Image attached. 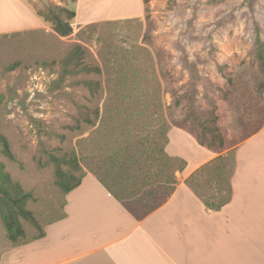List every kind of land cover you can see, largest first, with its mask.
I'll list each match as a JSON object with an SVG mask.
<instances>
[{"label": "rangeland", "instance_id": "374dc122", "mask_svg": "<svg viewBox=\"0 0 264 264\" xmlns=\"http://www.w3.org/2000/svg\"><path fill=\"white\" fill-rule=\"evenodd\" d=\"M19 1L36 16L55 6L76 14L72 34L64 38L41 17L40 27L0 34V134L13 157H6L0 145V184L9 176L31 194L26 209L37 223L20 220L21 242L34 240L63 216L59 173L75 179L90 169L106 172L103 150L108 151L110 130L98 132V124L80 121L81 133L76 121L79 106L87 105L90 112L95 108L82 83L86 79L100 83L103 112L106 80L116 76L107 60L116 53L136 59L131 63L143 71L131 75L151 91L158 84L167 122L181 123L198 136L205 127H216L225 139V157L232 158L248 137L264 129V0H140L139 8L135 0H88L84 7L78 0ZM77 45L83 49L82 63L100 67L99 75L62 78L61 61ZM172 92L181 97L177 108ZM148 132L138 135L144 139ZM74 157L81 170H74ZM240 161L244 185L264 165V139L251 151L244 147ZM9 243L0 217V251Z\"/></svg>", "mask_w": 264, "mask_h": 264}, {"label": "crops", "instance_id": "0c3cea01", "mask_svg": "<svg viewBox=\"0 0 264 264\" xmlns=\"http://www.w3.org/2000/svg\"><path fill=\"white\" fill-rule=\"evenodd\" d=\"M1 1L10 16L0 21V34L42 25L19 0ZM85 1L78 0V7ZM262 139L264 129L236 149L232 199L210 211L185 180L226 151L215 153L172 127L165 151L186 166L175 173L178 186L162 206L137 219L87 171L65 196L63 216L45 226L44 237L9 243L0 251V264H264V165L255 181L243 185L240 161L244 147L251 151Z\"/></svg>", "mask_w": 264, "mask_h": 264}, {"label": "trees", "instance_id": "16d2710c", "mask_svg": "<svg viewBox=\"0 0 264 264\" xmlns=\"http://www.w3.org/2000/svg\"><path fill=\"white\" fill-rule=\"evenodd\" d=\"M73 1L76 3V0ZM143 2L146 3V0ZM75 16L74 10L57 6L48 7V12L45 15L37 14V17L50 23L54 32L61 38L72 34L71 21ZM118 56L119 53H116L112 59L107 60L108 64L113 62L111 69L113 73H116V76L106 80V98L102 113L99 109L103 94L100 83L90 79L82 82L89 92L88 102L95 108L90 112L87 105L79 106L78 116L80 119L76 121V128L83 133V129L79 126L80 121H83L91 127L98 124V132L110 130L106 137L107 149L110 152L103 150L104 156L106 153L107 170L103 175L93 169H90L89 172L135 218L141 219L162 206L171 197L178 186L175 173L182 172L186 166L183 159L171 157L165 151L168 144V132L172 127L185 130L195 138L199 145L215 153L221 154L227 148L224 137L216 127L207 126L202 135L198 136L181 123L167 122L164 117L158 84L156 83L155 88L151 91L147 82L131 75L143 71L142 67L131 63L136 59ZM83 58L82 47L75 46L61 61L62 78L67 74L94 73L99 75L101 73L100 67L82 63ZM260 58L264 67L263 57ZM119 61H123L125 64L122 65ZM10 68L13 69L14 66ZM106 68H110V66L107 65ZM108 72H110L109 69ZM261 88L264 90V85ZM171 94L175 97L174 107H179L181 105L180 95H177V92ZM134 108H137L135 112L132 111ZM90 114H93V118L90 117ZM120 122L124 123V127ZM110 124L112 126H109ZM132 124L136 125L134 129H131ZM145 130H149V132L143 139L138 133ZM125 132L136 134V138L131 140ZM0 145L2 153L9 159H13L9 143L1 134ZM227 157L229 156L219 155L213 161L201 166L185 180V184L202 201L207 210L219 211L232 199L231 179L235 172L236 160L235 154L232 158ZM73 160L74 170H81L79 161L75 157ZM59 174L63 178L60 187L65 196L78 187L85 176L84 172L75 179L69 173ZM201 178H205V180L201 181ZM5 180L0 184V217L7 238L13 244L20 245L23 244L21 240L25 236L20 220L30 221L37 225L32 212L26 209V201L30 199L31 194L24 193L18 183L10 181L9 176H5ZM42 237H44V231H41L35 239Z\"/></svg>", "mask_w": 264, "mask_h": 264}, {"label": "bare ground", "instance_id": "6f19581e", "mask_svg": "<svg viewBox=\"0 0 264 264\" xmlns=\"http://www.w3.org/2000/svg\"><path fill=\"white\" fill-rule=\"evenodd\" d=\"M5 4L6 3H4L3 1L0 0V21L8 20L9 16H10L9 8H7L5 6ZM11 13L13 14V11ZM14 16H15V14H14Z\"/></svg>", "mask_w": 264, "mask_h": 264}]
</instances>
